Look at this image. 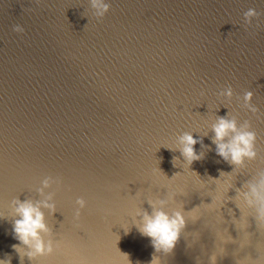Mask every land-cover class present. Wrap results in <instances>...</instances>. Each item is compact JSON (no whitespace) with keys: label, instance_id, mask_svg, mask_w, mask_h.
I'll list each match as a JSON object with an SVG mask.
<instances>
[{"label":"water","instance_id":"water-1","mask_svg":"<svg viewBox=\"0 0 264 264\" xmlns=\"http://www.w3.org/2000/svg\"><path fill=\"white\" fill-rule=\"evenodd\" d=\"M105 2L100 20L90 0H0V260L21 264L14 201L51 194L43 236L56 249L24 264H127L122 253L131 264L154 254L160 264H210L213 254L254 264L264 228L242 199L264 178V0ZM249 9L260 13L251 25ZM229 85L231 99L220 95ZM219 116L249 120L257 134L258 158L243 169L216 154ZM185 132L203 140L190 166ZM49 176L61 182L41 193ZM161 199L188 218L170 255L137 228Z\"/></svg>","mask_w":264,"mask_h":264},{"label":"clouds","instance_id":"clouds-1","mask_svg":"<svg viewBox=\"0 0 264 264\" xmlns=\"http://www.w3.org/2000/svg\"><path fill=\"white\" fill-rule=\"evenodd\" d=\"M91 7L95 10V15L98 19L103 20L106 14L111 10V4L105 0H90ZM260 13L255 9H249L244 13L245 21L251 25L254 18H258ZM14 31L23 33L25 29L16 25ZM220 95L231 99L234 96V90L229 85L226 90L220 92ZM254 93L247 91L244 96V105L252 113H258L259 109L252 104ZM212 143L216 145V154L225 162L235 165L237 168H245L248 161H254L258 158L256 150L257 134L252 130V123L245 120L243 124L239 123L235 116H219L216 123L212 125ZM179 142L182 145L180 152L190 166L196 161L203 159V153L196 151L195 145L203 144L202 139L194 138L192 133L185 132L179 137ZM179 160L178 157H173L172 163ZM224 173V172H221ZM53 182H61L58 178L53 179L51 176L43 180V188L40 190L43 193L44 188L51 187ZM53 196L50 194L45 201L33 203L26 199L21 201L17 198L14 201L16 219L14 220V238L19 241L14 244L13 249L19 254L21 264H24V259L27 257L30 261H36L39 257L51 255L56 249V244L53 240H44L43 234H51V229L46 223V217L43 208H48L55 211V204L50 203ZM244 205L252 210L256 224L264 228V178L259 179L256 183L249 186L247 192L243 194L242 199ZM76 203L79 208L76 212L77 219L81 216V209L87 206V201L84 198H78ZM157 203L160 207H157ZM168 203L167 200L161 199L158 202L152 201L149 205L152 212L144 211L142 213L143 222L137 226L138 231L142 236L148 237L155 249V253H163L170 255L174 252L177 244L180 242L183 233L188 226V218L185 216L184 205L181 209L169 214L163 210V206ZM193 208L191 211H194ZM126 258L127 264H131L130 256L127 253H122ZM252 258L249 257L248 260ZM218 257L213 254L210 257V264H217ZM11 264V259L0 260V264ZM140 264V262H137ZM149 264H160L159 256L153 255ZM254 264H264V258H257Z\"/></svg>","mask_w":264,"mask_h":264}]
</instances>
